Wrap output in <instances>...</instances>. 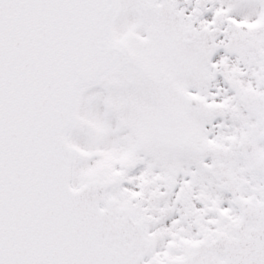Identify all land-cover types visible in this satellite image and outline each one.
Segmentation results:
<instances>
[{
    "label": "snow or ice",
    "instance_id": "1",
    "mask_svg": "<svg viewBox=\"0 0 264 264\" xmlns=\"http://www.w3.org/2000/svg\"><path fill=\"white\" fill-rule=\"evenodd\" d=\"M0 264H264V0H0Z\"/></svg>",
    "mask_w": 264,
    "mask_h": 264
}]
</instances>
